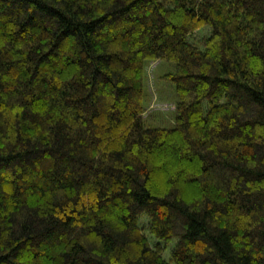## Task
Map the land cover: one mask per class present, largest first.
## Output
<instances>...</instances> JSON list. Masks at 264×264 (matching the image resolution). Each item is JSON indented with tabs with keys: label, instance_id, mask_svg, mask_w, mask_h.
Returning a JSON list of instances; mask_svg holds the SVG:
<instances>
[{
	"label": "trees",
	"instance_id": "1",
	"mask_svg": "<svg viewBox=\"0 0 264 264\" xmlns=\"http://www.w3.org/2000/svg\"><path fill=\"white\" fill-rule=\"evenodd\" d=\"M0 264H264V0H0Z\"/></svg>",
	"mask_w": 264,
	"mask_h": 264
},
{
	"label": "rangeland",
	"instance_id": "2",
	"mask_svg": "<svg viewBox=\"0 0 264 264\" xmlns=\"http://www.w3.org/2000/svg\"><path fill=\"white\" fill-rule=\"evenodd\" d=\"M205 34L203 31L196 32L192 36L194 42H198ZM173 69L174 64L170 62L148 61L144 65L145 112L143 117L146 118V124L150 128L171 129L175 125L178 101L176 89L173 84L162 79L165 75L172 73ZM147 219L145 215L139 217V228L152 247L157 243L160 244L162 258L168 262L177 240H173L170 244L154 240L149 233Z\"/></svg>",
	"mask_w": 264,
	"mask_h": 264
}]
</instances>
